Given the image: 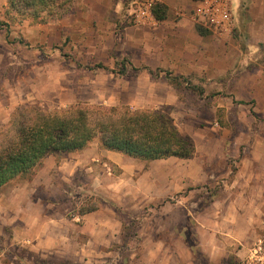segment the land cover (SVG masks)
<instances>
[{"label": "rangeland", "instance_id": "1", "mask_svg": "<svg viewBox=\"0 0 264 264\" xmlns=\"http://www.w3.org/2000/svg\"><path fill=\"white\" fill-rule=\"evenodd\" d=\"M113 2L107 12L112 27L104 24L100 30L97 17H91L88 10L78 20L82 8L78 0L63 19L47 24L12 21L6 14L7 0H0V23L7 25H0V96L4 97L3 91H12L18 102L16 108L36 106L47 113L78 103L143 109L164 102L159 108L165 109L178 129L191 136L201 149L202 167L208 180L196 181L184 190L171 188L167 198L148 204L140 195L139 180L143 172L137 164L130 166V173L112 166L99 167L96 176L102 174L104 180L91 178L90 172L84 171L72 180L73 184L54 171L48 179L50 183L37 188L35 200L45 203V216L64 220V233L77 243L62 247L63 256L46 255L51 258L44 260L41 251L32 250L33 238L39 237L41 224L38 222V226L30 229L31 225L24 221L11 223L12 214H0V264H44L45 261L50 264H147L146 256L152 252L160 254L165 263L176 257L179 261L182 259L184 252L178 246L157 249L150 242L143 243L157 238L167 242L183 238L194 243L191 248L195 251L196 264H204L206 260L195 245L200 232L198 210L231 189L237 198L236 192H244L241 200L258 211L256 236L263 234L264 6H255L253 13L248 14L245 7L233 10V32L230 35L211 32L205 37L208 52L198 51L193 58L188 55V61L192 63L197 58L201 68L192 72L185 69V74H181V70L157 68L156 58L163 60L164 55L148 52L156 50L153 42L156 43L146 34L161 22L138 26L131 15L133 0ZM174 15L176 19L189 16L194 21L192 10L190 14L177 10ZM129 40L132 43H123ZM175 43L166 42V46ZM185 46L175 48L183 50ZM125 61L142 71L135 73ZM99 64L110 71L96 69ZM122 64L129 73L127 76L111 72L118 73ZM146 68L171 71L205 93L201 95L188 88L189 83L177 91L165 74L154 78ZM57 158L61 164L66 156ZM166 165V162L159 164L158 173L172 168ZM15 181L20 188L30 190L29 180ZM164 191L168 194L170 189L163 187ZM30 200L26 196L22 198L25 206ZM98 200L99 211L81 215L84 207ZM36 213L37 209L27 215L22 213L20 219ZM92 238L97 244L88 242ZM172 251L178 256H172ZM79 254L85 255L89 262L81 261Z\"/></svg>", "mask_w": 264, "mask_h": 264}, {"label": "crops", "instance_id": "2", "mask_svg": "<svg viewBox=\"0 0 264 264\" xmlns=\"http://www.w3.org/2000/svg\"><path fill=\"white\" fill-rule=\"evenodd\" d=\"M157 1L165 4L169 9L168 19L154 27V30L149 33V35L146 34V37L155 39L156 43L154 44L153 42V46L155 45L156 50L152 52L151 49L149 50L148 48V52L150 54L164 55L163 60L156 58L155 62L157 68L162 67L169 70H181V74H185L183 72L185 69L188 70L187 72H192L194 69L199 70L201 65L196 61L197 58H194V62L190 63L188 61V55L193 58L194 53L198 54V51H200L199 53H207L208 49L205 48V38L198 34L195 22L191 17L186 16L176 19L174 11L184 10L190 14L191 10L194 12L197 9L201 0ZM234 2H237L238 5L234 6L233 10L245 7L247 14L250 12L253 13V7L255 6H264V0H233V3ZM113 3V0H78V4L82 7L79 10L80 12H78L80 14L78 20H80L81 16L85 14L84 12L88 10L91 17H97L100 30L105 27L104 24L109 27L107 12L108 6H111ZM126 31H128V29H126ZM129 42L132 43V40L123 43L128 45L130 44ZM166 42L176 43L175 45L166 46ZM180 45L186 46L183 50H179L177 48H181ZM2 94H4V97L0 96V129L8 125L13 111L18 106V102L15 101L12 91L8 93L3 91ZM162 104L165 103L163 102L159 105L155 104V106L152 105L149 108L154 107L155 109H160L159 107ZM197 148L198 156L192 160L169 158L152 162L140 161L125 157L116 152L103 150L98 143L91 144L90 147L80 153L67 155L66 158H63L61 164H58V158L55 155L49 156L45 159L43 166L38 170L35 177L31 181H28L30 190L20 188L18 181L12 182L0 189V214L6 216L12 214L13 218L11 223H18V220H20L19 222L24 221L31 225L30 229L38 226L39 222L42 230L40 234H38V238H33L32 250L36 253L41 251L44 254V260H50L51 258L46 255H55L56 257L63 256L61 251L62 247L74 245L77 241H75V238L64 233L66 230L64 220L59 221L58 218L45 216V203L35 200L37 188L47 186V184L50 183L48 179L54 171L60 172L61 175L63 174V179L73 184L72 180H75L80 173L84 171L90 172L91 178L97 177V180L99 178L104 180V175L99 174V177L96 176L99 167L112 166L114 169L117 168L122 172L130 173V166L133 163L137 164L141 167L143 172L139 180L140 195L147 200L148 204H152L159 202L165 197L167 198L172 192L171 188L172 190L175 189V191L184 190L193 185L196 181L204 182V180H208V175L202 167V151L198 145ZM163 162H166V164L172 166V168L160 174L156 169L158 165ZM163 184H165V186H163ZM163 187L170 189L168 194L165 191L163 192ZM101 193L104 194L103 192ZM236 193L239 194V199L237 195L233 193L232 189L226 190L222 198H217L204 209L198 210L197 230H200V232L195 245L202 252L204 260H206L204 264H241L246 258L249 248L256 240V229L260 219L259 213L255 208L251 207V204L241 200L244 197V192ZM234 194L236 198H234ZM25 196L31 199L30 202H28L30 205L26 204L25 206V204H23L22 198H25ZM48 205L50 206V203ZM48 205L46 206L47 208L49 207ZM36 209L38 210V213L35 214L36 216H25V218L23 217L20 219V214L25 213V215H27L31 210L33 211ZM208 216H212L209 222L206 221ZM88 242L97 244L96 239L93 238L89 239ZM148 242L155 245L156 248L160 246H178L184 254L179 261L178 257H176L178 253H176V255L172 251L171 255L177 259L165 263V259L160 254L152 252L150 255L146 256L147 264H159L162 261L161 264L197 263L195 251L191 248L194 243H189L183 238L171 239L170 242L157 238L144 240L143 243L145 245ZM174 250L178 252L177 248H174ZM78 256H81V261L89 262L85 255L79 254ZM34 258H36V255L32 257V263L34 262ZM37 258L39 259L40 256Z\"/></svg>", "mask_w": 264, "mask_h": 264}, {"label": "trees", "instance_id": "3", "mask_svg": "<svg viewBox=\"0 0 264 264\" xmlns=\"http://www.w3.org/2000/svg\"><path fill=\"white\" fill-rule=\"evenodd\" d=\"M75 0H7V16L15 22L30 20L47 24L63 19L74 7ZM153 13L157 21L168 18L169 9L156 3ZM1 26H7L0 23ZM202 37L211 31L197 25ZM9 39V34L7 35ZM129 63L135 73L142 69ZM122 64L116 73H129ZM96 69L110 71L102 64ZM154 78H165L177 91L189 83L192 90L203 95L205 91L192 85L188 79L177 77L171 71L146 68ZM98 143L103 150L116 152L140 161H158L169 158L192 160L198 156L195 140L183 134L165 109L131 106L108 107L78 103L66 109L43 112L36 106L23 105L15 109L7 126L0 129V189L15 180L31 181L49 156H67L86 150ZM100 200L84 207L81 215L97 212ZM44 264H50L45 261Z\"/></svg>", "mask_w": 264, "mask_h": 264}, {"label": "built area", "instance_id": "4", "mask_svg": "<svg viewBox=\"0 0 264 264\" xmlns=\"http://www.w3.org/2000/svg\"><path fill=\"white\" fill-rule=\"evenodd\" d=\"M156 3L157 0H133L131 15L136 25L156 24L153 13ZM193 19L198 25L215 34L230 35L235 27L233 0H201L194 11ZM241 264H264V229Z\"/></svg>", "mask_w": 264, "mask_h": 264}]
</instances>
